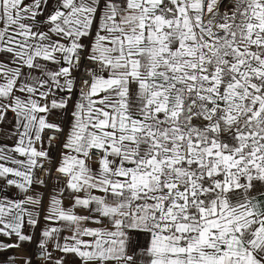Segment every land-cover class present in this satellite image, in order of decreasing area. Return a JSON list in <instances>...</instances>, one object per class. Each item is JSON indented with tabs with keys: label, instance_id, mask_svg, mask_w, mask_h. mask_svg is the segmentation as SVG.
<instances>
[{
	"label": "snow or ice",
	"instance_id": "1",
	"mask_svg": "<svg viewBox=\"0 0 264 264\" xmlns=\"http://www.w3.org/2000/svg\"><path fill=\"white\" fill-rule=\"evenodd\" d=\"M0 264H264V0H0Z\"/></svg>",
	"mask_w": 264,
	"mask_h": 264
},
{
	"label": "crops",
	"instance_id": "2",
	"mask_svg": "<svg viewBox=\"0 0 264 264\" xmlns=\"http://www.w3.org/2000/svg\"><path fill=\"white\" fill-rule=\"evenodd\" d=\"M132 242L133 243H136L137 242V238L134 236L133 238H132ZM139 242L140 243H144L145 241L143 240V238L141 237L140 239H139ZM6 255V254H5Z\"/></svg>",
	"mask_w": 264,
	"mask_h": 264
}]
</instances>
